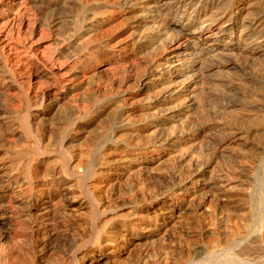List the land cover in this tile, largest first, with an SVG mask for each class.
<instances>
[{"label": "bare ground", "instance_id": "bare-ground-1", "mask_svg": "<svg viewBox=\"0 0 264 264\" xmlns=\"http://www.w3.org/2000/svg\"><path fill=\"white\" fill-rule=\"evenodd\" d=\"M0 264H264V0H0Z\"/></svg>", "mask_w": 264, "mask_h": 264}, {"label": "rangeland", "instance_id": "rangeland-1", "mask_svg": "<svg viewBox=\"0 0 264 264\" xmlns=\"http://www.w3.org/2000/svg\"><path fill=\"white\" fill-rule=\"evenodd\" d=\"M128 9V8H127ZM248 20V19H247ZM246 20V21H247ZM26 27V28H25ZM122 28V27H121ZM22 29H23V33L25 34V33H27L28 34V32L30 31V29H31V25H29L28 24V26L27 25H25V26H22ZM118 29H120V27L119 28H117L116 30L115 29H113L112 31H109L107 28H106V26L105 27H103L102 28V30H104L105 32H107V33H105V39H112L113 40V42H116V41H118L121 37L120 36H117V34H118ZM26 32H25V31ZM113 32V33H112ZM111 33V34H110ZM116 33V34H115ZM42 35V32L38 29L37 30V33L35 34V36H34V40L36 41V40H38L39 38H40V36ZM107 36V37H106ZM109 37V38H108ZM120 37V38H119ZM227 37L228 36H225L224 37V39H221L222 41H221V43H224L225 42V40L227 39ZM35 45V44H34ZM35 46H37V45H35ZM42 46L43 47H49V48H51V45H50V43L48 42V41H46V42H44L43 44H42ZM151 58L153 57V56H150ZM118 69V68H117ZM239 69V70H238ZM225 70H227V71H225ZM225 70H223V71H225V72H228V73H225L224 72V74L222 73L221 75V78L223 79V80H225V78H226V76H230V77H232L233 79H234V76H238L237 78L239 79L240 78V74H242L243 72H242V70L238 67V68H230V66H227L226 67V69ZM112 71L113 72H119L118 74H121V70H114V69H112ZM233 71V72H232ZM238 71V72H237ZM240 71V72H239ZM228 74V75H227ZM215 77V76H214ZM235 77V79H237ZM216 78H218V77H216ZM219 78H220V76H219ZM234 79V80H235ZM237 79V80H238ZM191 136V135H190ZM188 138H190V137H188ZM232 140H230V141H228L224 146H222V148H223V151H224V153L225 152H227V153H225V154H231L232 153V150H234V148L236 149V147L238 148V146L239 145H237V144H239L240 142H241V140H234L233 142H231ZM240 141V142H239ZM239 142V143H238ZM224 148L227 150H224ZM206 164H203L200 168L201 169H205V171H214V175H215V177H213V178H215L214 180H210V182H212V181H216L217 182V185L218 186H216L215 187V189L213 190V191H211L210 192V196L212 195V194H214V195H212V196H218L219 197V199L216 201L217 203H218V205H217V207H218V212H217V215L215 216V218L212 220L213 222H215V224H216V222H218V226L219 227H221L220 229L222 230H227V231H230L231 229L233 230V228H234V226L233 225H235L234 224V222H236V220H234V219H231L230 220V222L229 221H227L228 223H219V216H220V214H219V212H222V210L224 211V212H222V213H225V212H230V211H234L235 209H236V205H234V204H236L235 203V201H236V197H237V195H239L240 193H243L244 191L246 192H248L250 189H251V187H250V185L249 184H247V183H245V182H242L240 179H238L236 176H234V175H232V176H234V178L231 176V177H229V178H227L226 176H225V174H224V168H222L221 170H218V168H216L215 167V164H212V165H206ZM199 168V169H200ZM198 169V170H199ZM197 170V171H198ZM223 171V172H222ZM240 191H242V192H240ZM236 194V195H235ZM234 197V198H233ZM232 198V200L231 201H229L230 199ZM229 199V200H228ZM234 201V202H233ZM214 203H215V201H214ZM232 205H231V204ZM222 205V206H221ZM234 205V206H233ZM228 206H232V207H229L228 208ZM224 207V208H223ZM226 207V208H225ZM231 208H233V209H231ZM225 209V210H224ZM229 209V210H228ZM227 210V211H226ZM233 217V216H232ZM232 220L234 221V222H232ZM220 224V225H219ZM222 224V225H221ZM232 226V227H231Z\"/></svg>", "mask_w": 264, "mask_h": 264}]
</instances>
